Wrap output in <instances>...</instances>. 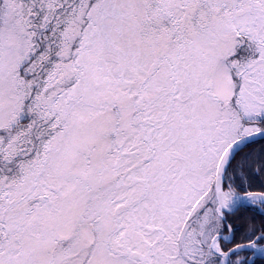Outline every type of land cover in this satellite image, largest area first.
Listing matches in <instances>:
<instances>
[{"label":"snow or ice","instance_id":"obj_1","mask_svg":"<svg viewBox=\"0 0 264 264\" xmlns=\"http://www.w3.org/2000/svg\"><path fill=\"white\" fill-rule=\"evenodd\" d=\"M0 264H264V0H0Z\"/></svg>","mask_w":264,"mask_h":264}]
</instances>
